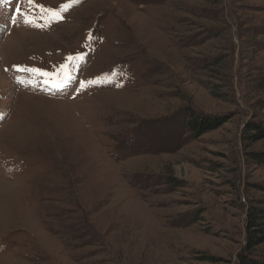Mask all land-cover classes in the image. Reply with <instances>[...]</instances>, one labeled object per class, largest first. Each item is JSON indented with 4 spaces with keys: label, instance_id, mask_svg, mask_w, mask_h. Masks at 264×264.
Listing matches in <instances>:
<instances>
[{
    "label": "rangeland",
    "instance_id": "1",
    "mask_svg": "<svg viewBox=\"0 0 264 264\" xmlns=\"http://www.w3.org/2000/svg\"><path fill=\"white\" fill-rule=\"evenodd\" d=\"M61 64L64 86L68 67H15ZM187 112L222 124L196 134ZM251 125L264 0L0 3V264L264 260L246 228L264 208Z\"/></svg>",
    "mask_w": 264,
    "mask_h": 264
},
{
    "label": "trees",
    "instance_id": "2",
    "mask_svg": "<svg viewBox=\"0 0 264 264\" xmlns=\"http://www.w3.org/2000/svg\"><path fill=\"white\" fill-rule=\"evenodd\" d=\"M188 125L192 131L196 134H203L209 131L216 130L222 124L218 118H207L204 115H198L190 112ZM251 130H255V133L246 136L247 140L258 141L264 139V128L257 127L255 125L250 126ZM248 130V129H247ZM254 161L259 164H264V155H255ZM264 190V189H263ZM246 228L248 231L249 246L257 245L264 241V208L250 209L247 213ZM237 264H264V260H249L242 255H239Z\"/></svg>",
    "mask_w": 264,
    "mask_h": 264
},
{
    "label": "snow or ice",
    "instance_id": "3",
    "mask_svg": "<svg viewBox=\"0 0 264 264\" xmlns=\"http://www.w3.org/2000/svg\"><path fill=\"white\" fill-rule=\"evenodd\" d=\"M6 2H9V0H0V3H6ZM76 2H78V0H76ZM28 3L34 4L35 0H28ZM39 7L41 8L42 12L51 13L54 18L58 17L59 19H63L61 9H63L64 11L67 10V6H65V5H62L61 9L45 8L43 5H39ZM16 11H17L18 15L21 12L20 9H17ZM23 15L27 16L28 14L23 13ZM41 18H43V17H41ZM24 22L27 24H32V23H34V19H25ZM53 22H55L54 19H50L48 21L49 25ZM67 59H68V61H71L73 59V57H68ZM15 67H16L17 71H26V72L33 73V74H38V75L43 76L45 78H50L53 76L59 78L61 71L65 67H68L69 68L68 75L65 77L64 81H62L61 85H59V86H64L67 83H70L72 80H74V77L71 74V66L69 64H61L55 71H48V70L39 69V68H23L21 66H15ZM45 82L49 83L50 81L46 80ZM87 83H88L87 81H83V82H81V85L83 86L84 84H87Z\"/></svg>",
    "mask_w": 264,
    "mask_h": 264
},
{
    "label": "bare ground",
    "instance_id": "4",
    "mask_svg": "<svg viewBox=\"0 0 264 264\" xmlns=\"http://www.w3.org/2000/svg\"><path fill=\"white\" fill-rule=\"evenodd\" d=\"M65 28H66V27H64V28L62 27V29H65ZM26 35H27V34H25V36H24L25 39H27V40L30 39V38H28V37H29V34H28V36H26ZM22 36H23V35H22ZM33 36H34V35H33ZM24 37H23V39H24ZM15 38H16V37H15ZM33 38H37V37H33ZM25 39H24V41H25ZM31 39H32V38H31ZM37 40H40V38H38ZM28 41H29V40H28ZM22 43H23V42H22ZM26 43H27V41H26Z\"/></svg>",
    "mask_w": 264,
    "mask_h": 264
}]
</instances>
